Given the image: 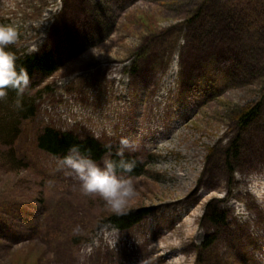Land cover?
Returning <instances> with one entry per match:
<instances>
[{
  "label": "rangeland",
  "instance_id": "1",
  "mask_svg": "<svg viewBox=\"0 0 264 264\" xmlns=\"http://www.w3.org/2000/svg\"><path fill=\"white\" fill-rule=\"evenodd\" d=\"M67 1L69 7L65 0H0V24L18 31L9 46L25 56L50 48L61 62L53 76L30 80L23 95L34 102L36 114L21 121L12 148L0 142V264H80L81 249L104 225L116 230L120 243L108 245L101 238L86 264H140L148 250L130 254L131 241L150 246L165 234L179 239L177 231L187 229L173 217L185 209L197 233L183 241L182 253L169 250L185 264H264V207L230 173H264V103L258 121L244 133L239 162L227 168L224 153L238 133L231 110L264 101V0ZM224 14L233 20L229 31L215 20ZM168 85L177 92L164 124L169 131L172 122L181 127L158 145L149 143L157 133H149L141 145L140 109ZM124 109L135 150H125L123 157L143 166L141 176H132L138 194L127 210L152 212L121 231L108 224L114 213L103 199L85 195L62 157L40 149L38 140L54 128L111 146L106 156L112 159L122 131L92 118L105 114L110 125ZM153 121L147 122L157 126ZM173 173L187 177L181 181ZM233 199L246 204V219L234 215ZM214 200L222 201L228 215L217 232L203 222ZM77 225L82 232L73 235ZM213 234L215 243L203 250Z\"/></svg>",
  "mask_w": 264,
  "mask_h": 264
},
{
  "label": "clouds",
  "instance_id": "2",
  "mask_svg": "<svg viewBox=\"0 0 264 264\" xmlns=\"http://www.w3.org/2000/svg\"><path fill=\"white\" fill-rule=\"evenodd\" d=\"M17 39L18 31L15 26L0 24V99L5 98L10 89L15 90L18 97H22L30 84L27 69L24 67L18 69L16 55L8 50V46L16 43ZM15 106L17 108L23 106L20 99L15 101ZM125 150H135V141L127 136L120 138V148L116 153L122 158L116 161L106 156L100 164L90 154H83L79 145H72L68 154L60 159V163L70 169L71 174L80 181L81 191L85 195L98 194L114 214L124 215L128 202L138 194L132 176L125 175L132 173L136 166L135 161L123 159ZM118 169L122 171L118 172ZM233 176L237 181L243 182L240 185L241 189L250 192L257 203L264 207V173L251 171L244 174L237 169ZM230 204L237 218L243 220L248 217L249 211L243 201L233 199ZM115 231L112 229L110 232L107 225L102 226L100 235L81 249L78 257L80 264H86L87 258L93 254L95 248L100 247L101 238L109 244L118 242L111 238ZM72 232L73 235H80L81 226H75Z\"/></svg>",
  "mask_w": 264,
  "mask_h": 264
},
{
  "label": "trees",
  "instance_id": "3",
  "mask_svg": "<svg viewBox=\"0 0 264 264\" xmlns=\"http://www.w3.org/2000/svg\"><path fill=\"white\" fill-rule=\"evenodd\" d=\"M65 5L69 7V2L65 0ZM220 20L226 31L231 29L233 20L226 14L220 15L215 20ZM8 50L13 52L17 57V68L24 67L27 69L30 79L35 74H40L43 77L53 76L61 67V62L57 58L55 52L51 49H45L38 55L22 56L20 51L13 46H8ZM137 56H141L137 54ZM229 70V69H228ZM230 79L233 78L232 72L229 70ZM262 83H264V75L261 77ZM20 99L22 107L17 108L15 101ZM264 101L261 100L255 105H250L245 108H238L231 110L233 115V121L236 124L237 135L236 138H229L228 145L225 147L224 153L227 160V168L231 164L239 162L242 154L241 147L243 144L244 133L251 128L259 119L262 111ZM35 104L29 100L26 95L18 97L15 90H9L8 95L0 99V142L4 145L13 147L18 135L20 133V123L23 119H28L36 114ZM39 147L56 156L63 157L68 154V150L72 145H79L83 154H90L91 157L99 162L107 153L108 149L100 142L94 139H87L86 141H80L72 134H59L51 128H47L43 135L38 140ZM14 153L13 149L10 151ZM112 159L119 161L121 158L114 156ZM129 161H135V168L131 175H140L143 167L134 158H123ZM122 170L118 169V172ZM233 175L234 170L230 171ZM152 212L150 209L141 208L138 210L127 211L124 215L111 214L112 221L121 229H129L136 224L140 223L144 218ZM228 216L221 209L220 201H211L206 207L205 216L203 222L211 229L217 232L220 228L227 224ZM215 234L206 238L202 244V249L207 250L215 243ZM35 264H38L35 263Z\"/></svg>",
  "mask_w": 264,
  "mask_h": 264
},
{
  "label": "bare ground",
  "instance_id": "4",
  "mask_svg": "<svg viewBox=\"0 0 264 264\" xmlns=\"http://www.w3.org/2000/svg\"><path fill=\"white\" fill-rule=\"evenodd\" d=\"M172 78V76H170ZM175 83V82H174ZM175 85H168L165 86L164 90H162L161 93L158 94L157 98H151L149 105L146 107H143L140 109V113L138 114L139 117V125H138V131L139 134L137 136V139L139 143L142 145L145 143V139L149 136V133L156 132V140L154 141H149L150 144H161L165 142V140L169 139L171 135L174 132H177L180 129V124L176 122H172L170 124V127L173 128V131L166 130L167 127L164 124L165 117L167 115V107H168V101L171 97H174L176 95L177 90L174 87ZM154 110V114L153 109ZM73 114H78L74 113ZM85 118H90L91 116L88 113H83ZM128 115L127 109H124L123 111L119 112V115L113 119L110 118L111 124L109 125L108 122L104 121V116L99 115L95 118H92L96 124H99L102 127H107V128H115L118 127L122 133V136H129L128 134V129L126 125L124 124V121ZM151 118H154L155 121H153V124L157 126H152L150 125L147 121L151 122ZM145 131L147 134H145ZM132 139V138H130ZM133 140V139H132ZM189 157L193 159L194 155L190 154ZM193 163H189L186 165L187 167H190ZM173 175L177 176V179L184 181L187 175H177V173H173ZM190 181H194V179L191 177ZM248 194H251L250 192L246 191ZM188 213V210H182L179 211L176 215V217H173V221L175 222H181L184 227H186V231L184 230H179L176 233V236H180L179 239L175 240L171 236H168L165 234V237L162 239V241L159 244H151L150 246H147V241L144 240L143 242H139L136 244L134 241H131V249L129 251L130 254L132 255H138L137 250L144 249L145 251L148 250V254L146 255L147 258H142V262L140 264H157L160 261H164L165 264H185L186 261L184 258L179 257L171 253L169 250L170 249H176L178 253H182V248L181 244L185 240H192L195 235H196V229L193 221L189 218H186V214ZM170 218V217H169ZM179 232V233H178ZM113 241H118L115 242L116 244L120 243V240L113 236L111 237ZM110 245L109 243H107ZM114 244V243H113ZM111 244V245H113ZM157 254V256H154V254ZM89 258V257H88Z\"/></svg>",
  "mask_w": 264,
  "mask_h": 264
}]
</instances>
